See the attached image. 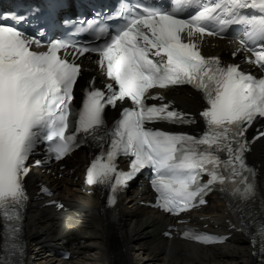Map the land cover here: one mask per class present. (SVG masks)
Returning <instances> with one entry per match:
<instances>
[{
    "label": "snow or ice",
    "instance_id": "6c2138e0",
    "mask_svg": "<svg viewBox=\"0 0 264 264\" xmlns=\"http://www.w3.org/2000/svg\"><path fill=\"white\" fill-rule=\"evenodd\" d=\"M173 7H137L126 23L99 46L50 42L46 51L33 45L41 41L20 29L0 24V210L4 218L19 220L26 193L24 180L30 173L28 160L42 144L46 159L59 162L74 149L95 138L105 124L107 107H120L119 118L110 132L106 150L96 155L86 171L89 185H107L115 203L119 188L145 169L154 178L156 205L174 216L205 203L203 196L215 183L227 179L221 169L235 178L246 171L244 153L248 149L247 129L257 117L264 118V79L242 73L237 65L221 64L219 58H205L197 39L205 35L221 36L231 24L246 26V42L240 49L251 52L248 62L264 69V51H253L249 43L264 40V0H218L209 5L200 0H171ZM199 5L202 10L189 18L178 15L180 9ZM241 9H255L260 15H240ZM24 22L23 17H18ZM218 24L219 31L207 25ZM91 25L92 21H88ZM111 29L101 27L97 37ZM223 38V36H221ZM73 49L70 62L62 57ZM88 53L98 57L97 64L106 78L103 89L89 88L82 106L74 110V89L81 72L75 61ZM235 55V53L233 54ZM94 84V81L92 82ZM191 86L203 94L206 107L200 116L206 125L199 137L155 130L152 125L192 123L186 115L171 110L170 104L148 105V99L163 101L152 89ZM103 148V145L100 146ZM226 154L222 160L220 154ZM130 157L129 171L120 172L118 157ZM36 165L41 161L36 160ZM203 175L209 177L201 184ZM114 178V182L113 181ZM243 197L252 193L245 182ZM12 209V213H9ZM14 234L19 232L13 229ZM185 238L208 244L217 239L184 232Z\"/></svg>",
    "mask_w": 264,
    "mask_h": 264
},
{
    "label": "bare ground",
    "instance_id": "6f19581e",
    "mask_svg": "<svg viewBox=\"0 0 264 264\" xmlns=\"http://www.w3.org/2000/svg\"><path fill=\"white\" fill-rule=\"evenodd\" d=\"M98 81L96 75L95 82ZM180 98L187 99V95L181 94ZM257 149L262 151L264 147L259 145ZM81 162L77 156L76 161L65 164L66 170L72 171L71 177L59 178L56 172L28 176L30 193L23 229L31 251L27 264H256L251 246L241 239L207 248L164 239L161 231L169 224L168 219L145 205L149 195L142 185L122 199L125 209L118 233L109 235L108 227L97 218V199L82 193L79 178L75 180L81 175ZM44 186L52 192V198L40 193ZM56 200L64 210L49 206ZM141 201L143 206H139ZM203 216L218 219L219 209L215 205ZM64 250L73 253L70 261H63L57 255Z\"/></svg>",
    "mask_w": 264,
    "mask_h": 264
},
{
    "label": "rangeland",
    "instance_id": "374dc122",
    "mask_svg": "<svg viewBox=\"0 0 264 264\" xmlns=\"http://www.w3.org/2000/svg\"><path fill=\"white\" fill-rule=\"evenodd\" d=\"M30 255H31V252H30ZM29 258H31V257H29Z\"/></svg>",
    "mask_w": 264,
    "mask_h": 264
}]
</instances>
